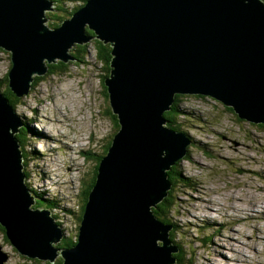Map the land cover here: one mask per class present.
I'll return each mask as SVG.
<instances>
[{
  "label": "water",
  "instance_id": "95a60500",
  "mask_svg": "<svg viewBox=\"0 0 264 264\" xmlns=\"http://www.w3.org/2000/svg\"><path fill=\"white\" fill-rule=\"evenodd\" d=\"M54 8L50 0H0L4 76L14 94H27L34 76L45 74V61L67 62L72 46L94 40L85 34L88 26L111 48L106 90L98 84L103 112L112 115V145L97 167L80 224L76 219V245L58 248L60 227L49 210L33 208L24 184L14 137L21 118L0 92V225L29 259L174 264L172 226L159 223L153 208L167 198L168 173L191 140L166 127L162 114L176 94L200 95L231 107L241 120L264 122V2L87 0L50 29L43 23ZM6 259L0 253V264Z\"/></svg>",
  "mask_w": 264,
  "mask_h": 264
},
{
  "label": "rangeland",
  "instance_id": "374dc122",
  "mask_svg": "<svg viewBox=\"0 0 264 264\" xmlns=\"http://www.w3.org/2000/svg\"><path fill=\"white\" fill-rule=\"evenodd\" d=\"M74 1L85 4L67 0L74 11ZM45 18L43 24L50 26L53 21ZM86 44L83 62L69 64L63 74H36L43 78L29 83L28 93L14 104L22 125L24 182L38 209L49 210L60 229L75 224L82 183L114 133L98 84L104 65L96 60L92 42ZM3 78L0 51L1 91ZM229 108L207 96H187L180 106L183 131L170 128L191 140L185 158L175 162L169 215L175 242L185 251L182 264H264V129L240 120ZM69 209L73 214H67ZM0 253L8 256L4 264H50L18 254L1 230Z\"/></svg>",
  "mask_w": 264,
  "mask_h": 264
},
{
  "label": "trees",
  "instance_id": "16d2710c",
  "mask_svg": "<svg viewBox=\"0 0 264 264\" xmlns=\"http://www.w3.org/2000/svg\"><path fill=\"white\" fill-rule=\"evenodd\" d=\"M50 1L53 3V5L55 7L54 9L58 13V14L50 13V14H52V18L49 17L50 20L53 22H56V23L50 22L51 25L48 26V28L53 29V28L58 27L62 23L63 20L65 21L66 19H68L70 17V15H72L75 11L74 10H68L67 8H65L66 6H63V3H66V5L68 4L67 0H50ZM82 1L86 2L87 0H82ZM262 1L264 2V0H262ZM73 4L75 7H78V5L76 3H73ZM79 8H80V6H79ZM66 15H68V16H66ZM84 30H85L86 35L92 37V39L94 38V40L92 41V44L95 47V50L97 53L95 58L98 62H100L102 65H104L105 73L103 72V76L101 77L102 84L104 85L105 79L110 75V60H111L110 45H104L101 41H99V40L97 41L95 39L94 31L91 30L90 28H88V26H86L84 28ZM87 46H88V44H86V43H85V45L76 44V46L72 50L70 49L68 51L69 55L72 58L69 59L67 62H65L63 60H55L52 62L45 61L44 62L45 68H46L45 74H57V73L63 74V73H65V68L69 64H76L78 61L83 62L86 59V57L88 56ZM0 50H3V49L0 48ZM10 70H11V67H10ZM10 70H9V72H10ZM42 78H43L42 76H40V77L34 76V81L38 80V79L41 80ZM34 81L31 84L32 86L34 85ZM2 82H3V88H2V91L0 88V91H1L2 95L4 96V98L14 108V104L16 102L20 101L21 97L25 96L26 94H23L21 97H18L16 94H14V92L11 90V88L9 86L10 85V78H9L8 73L4 76ZM103 88L106 90L105 85L103 86ZM105 90H104V93H105ZM188 96H200V95H188ZM184 99H187V96L176 94L174 96L172 105L170 106V110L168 112H164L162 114L163 119L166 121V127L172 128V129L178 130V131H183L180 127V124H179V118L182 116V113H183L182 110L180 109V106H181V103L183 102ZM215 101H217V100H215ZM217 102H219V101H217ZM219 103L222 104L223 106H226L225 104H223L221 102H219ZM226 107H228V106H226ZM229 111L233 112L234 115L236 117H238L237 114L233 111V109L231 107L229 108ZM113 118L116 120V116H113ZM116 123H117V120H116ZM255 125H257V127L260 129H264V122L260 123V124H255ZM117 129H118V126H117ZM21 138L22 137L20 136V134H17V140L18 139L22 140ZM111 145H112V140L109 141L107 143V145H105V147H103L100 155L96 159L93 160L95 165H94V172L91 173V179L90 180L88 179L86 183H84V182L82 183V187L83 188L85 187V191L82 194L78 195V197H79L78 202H80L79 213L77 215L78 224H80V222H81L82 215H83L84 210H85V205H86V202L88 199V195L91 191V187L94 185L96 174H97V167L99 166L100 162L102 161V159L104 158V156L108 152ZM83 154H84V152L82 153V155ZM84 157H86L89 160L88 156H84ZM175 166L172 167L173 169H171V171L168 173V175H169L168 178L171 182V189L169 191V194H168L167 198H165L161 203H158L156 205V207L153 208V214L159 221L163 222L164 224L173 226V228L169 234V241L171 242L172 246H175L178 249V252L173 255V257L176 258V264H182L185 262V251L183 250V246L178 247L176 242H175L176 237H174L173 235L176 234V228H175L174 224L171 223V220L169 218V215H170V213L173 209V206H174V201H173L171 194L173 191V184H174L173 174L175 171V169H174ZM39 206H40L39 203H35V206L33 208H38ZM71 213H73V212L69 209L67 211V214H71ZM77 227L79 228V225ZM0 230L2 231L3 235L7 239L6 230L1 225H0ZM77 231H76V233H77ZM77 239H78V234H76L74 238H73V236H69L68 238L62 239L60 241V243L57 244L58 246L57 245L56 246L58 248H70V247L76 245ZM7 241L9 242L8 239H7ZM10 245L12 246L11 243H10ZM15 251L17 252L16 249H15ZM55 261H57L58 264H63L62 258H59ZM50 264H52V263H50Z\"/></svg>",
  "mask_w": 264,
  "mask_h": 264
},
{
  "label": "built area",
  "instance_id": "2783aa9c",
  "mask_svg": "<svg viewBox=\"0 0 264 264\" xmlns=\"http://www.w3.org/2000/svg\"><path fill=\"white\" fill-rule=\"evenodd\" d=\"M67 5H68V8L67 9L70 10V3H68ZM73 228H74V225L71 228H69V229L64 228V233H65V236L67 238L72 235ZM66 234H68V235H66Z\"/></svg>",
  "mask_w": 264,
  "mask_h": 264
},
{
  "label": "clouds",
  "instance_id": "9594fccd",
  "mask_svg": "<svg viewBox=\"0 0 264 264\" xmlns=\"http://www.w3.org/2000/svg\"><path fill=\"white\" fill-rule=\"evenodd\" d=\"M73 3H76V1H74ZM85 3H86V2H85ZM80 7H82V6H80ZM76 8H79V5H78V7H76ZM54 10H55V9H54ZM70 10H71V9H70ZM50 29H51V28H50ZM171 105H172V104H171ZM182 133H184V132H182ZM80 151H81V149L79 150V152H80ZM79 152H78V154H79ZM55 164H56V162L53 161V162H52V169H53V170L56 168V167H55V166H56ZM174 166H175V165H174ZM174 166H173V167H174ZM172 169H173V168H172ZM71 214H73V213H71ZM68 215H70V214H68ZM170 226H172V225H170ZM61 228H62V227H61ZM172 228H173V226H172ZM171 230H172V229H171ZM171 230H170V232H171ZM170 232H169V234H170ZM64 238H66V237H64ZM170 244H171V242H170ZM174 247H175V246H174ZM174 254H175V253H174ZM174 254H173V255H174ZM174 258H175V257H174ZM175 259H176V258H175Z\"/></svg>",
  "mask_w": 264,
  "mask_h": 264
},
{
  "label": "bare ground",
  "instance_id": "6f19581e",
  "mask_svg": "<svg viewBox=\"0 0 264 264\" xmlns=\"http://www.w3.org/2000/svg\"><path fill=\"white\" fill-rule=\"evenodd\" d=\"M71 5V4H70ZM45 21V20H44ZM10 104V103H9ZM11 105V104H10ZM21 127H22V125H21ZM21 127L19 128V131H18V133H16V134H14V137L17 139V134H20V129H21ZM22 137V136H21ZM22 139V138H21ZM19 140V139H18ZM183 159L185 158V157H182ZM177 161H179V160H177ZM24 184L26 185V183L24 182ZM54 216V215H53ZM75 225V224H74ZM168 241H169V239H168ZM6 256H7V254H6ZM8 260V256H7V259H6V261ZM174 264H176V263H174Z\"/></svg>",
  "mask_w": 264,
  "mask_h": 264
},
{
  "label": "flooded vegetation",
  "instance_id": "af4514ba",
  "mask_svg": "<svg viewBox=\"0 0 264 264\" xmlns=\"http://www.w3.org/2000/svg\"><path fill=\"white\" fill-rule=\"evenodd\" d=\"M66 16H68V15H66ZM20 141V140H19ZM77 211H78V213H79V207L77 208Z\"/></svg>",
  "mask_w": 264,
  "mask_h": 264
}]
</instances>
